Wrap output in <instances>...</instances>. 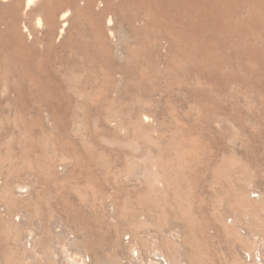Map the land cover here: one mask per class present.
Instances as JSON below:
<instances>
[{"label":"rangeland","instance_id":"1","mask_svg":"<svg viewBox=\"0 0 264 264\" xmlns=\"http://www.w3.org/2000/svg\"><path fill=\"white\" fill-rule=\"evenodd\" d=\"M24 1H21V7L15 14L20 31L23 26L31 31L33 38L27 39L25 34L24 41L30 44L38 39L46 45L35 44L36 56L29 55L25 49L21 51L22 56L31 58L29 70L7 72L6 65L0 61V99L3 94L12 98L15 92H19L22 97L33 100L28 108L20 104L13 103V107L0 103L5 112L0 114V132H3L0 133V182L8 176L20 179L32 172L47 176L50 184L39 187L37 193L40 204L37 210H40L31 209L32 215L37 213V216L33 215L34 219L40 220V214L48 215L50 203L56 204L55 208L62 213L70 197L79 204L78 208H84L82 212L87 217L91 216L90 219L96 214L101 216L99 220L109 223L108 228L115 226L119 217L123 223L129 220L118 227L125 230L124 226H127L125 231L128 233L133 230L132 210L140 206V196H145L149 199L151 215L156 218L161 216L165 229L173 225L181 229V235L187 240V258L184 256L187 262L205 264L214 259L224 264L222 253H226L227 245L224 244L220 209H227L230 215L239 211V219L244 220V212L250 215V209L261 210L256 200L259 194L264 193V69L254 60L257 50L264 53L263 42L258 43L257 35L252 32L236 30L233 38L240 39L241 43L226 45L229 32L226 17L223 16L222 60L210 72L199 75L196 71L175 65L178 60L176 48L170 45L168 39H162L160 46L153 48L152 43L160 37V30L130 31L119 13L115 15L111 9L110 12H102L106 0H94V9L99 7L93 17L97 27L95 38H88L91 34L85 33L81 42L89 46V54L110 60L109 68L118 66L115 68L118 69L120 66L122 73H130L129 77H109V69L99 61H91L79 53L76 55V50L70 52L66 46L62 47L63 39L74 37L78 31L72 21L62 38L58 37L61 25L51 19L55 11V18L59 16L57 4L52 9L47 4L48 0H40L34 11L27 10L23 16ZM107 1L114 4L117 0ZM9 2L11 0H0V7ZM108 15L113 17L116 32L122 28L132 37L130 43L113 44L105 29ZM38 18L42 19L39 29L35 28ZM262 34L261 39L264 30ZM232 50L239 53L246 51L252 57L250 60H232ZM150 52L158 54V61L153 62L149 58ZM117 53L119 58H116ZM191 61L195 64L199 60L193 57ZM36 64L41 67L38 74L33 75L30 71ZM156 69H169L171 75L166 77ZM112 82L119 89L115 94L117 97L107 91ZM34 98H37L36 101L38 98L48 99L54 106L57 105V110H48L55 116L54 122L44 121L43 126L35 121L38 119L35 108L37 110L39 105ZM114 98L117 100L113 102ZM141 114L149 119L146 130L132 123L136 115L141 117ZM215 118L217 122H211ZM143 162L155 164L158 167L154 170L159 169L169 175L170 185L167 182L169 187L165 194L157 189L155 192L147 191L143 196L139 193L140 183L136 179L128 183L122 180L126 173L128 176V172L140 171ZM198 181L200 187H197ZM122 187L124 191L125 188L129 190L130 197L118 193ZM251 188L256 193L250 194V200L239 199L237 190L247 192ZM32 210H36L35 213ZM125 210H130V213ZM104 222L103 227L107 229ZM0 225V263L20 264V252L7 257L5 248L10 245L9 235L3 224ZM211 226L215 229L219 227V234L215 237L208 235L207 229ZM115 227L111 229L118 233ZM150 228L156 232L152 225ZM256 233L257 239L262 236L258 231ZM116 239L105 242L107 248H121L120 238ZM246 242L242 243L245 247L256 243L255 240Z\"/></svg>","mask_w":264,"mask_h":264},{"label":"bare ground","instance_id":"2","mask_svg":"<svg viewBox=\"0 0 264 264\" xmlns=\"http://www.w3.org/2000/svg\"><path fill=\"white\" fill-rule=\"evenodd\" d=\"M6 1L7 0H1V2ZM21 1L22 0H11V2L6 3V5L4 4L0 7V13H4V11L6 10V13L0 14V61H2L6 65L5 68L7 72L23 71V69L25 68H27L26 70H29L32 66V63H30L31 58L22 56L20 54L21 51L25 49L26 51H28L29 55L36 56L37 52L34 48L35 44L37 43L42 47L46 45L44 42L38 39H35V41L30 44L24 41L25 34H27L28 36L27 39H32L33 37H31V31H29L26 26L22 27V32L20 31L19 22L15 17L16 12H18L21 7ZM111 2L112 1L106 0L102 12H110L111 9V11H113L112 13H115V15L119 13L128 30L130 31L142 32L143 30L151 28L160 30L161 35L152 43V46H154L153 48L159 47V42H161L162 39H168L167 41L170 42V45L173 48H176L175 55L178 60L177 62H175V65H180V67L182 68L186 67L189 71H196L197 73H199V75L205 72H210L219 65V60H222L221 53L224 49V42L221 37V22L223 16L226 17V24L229 32L227 42L225 43L226 45L232 46L233 44L241 43L240 39L235 37L233 38L235 31L238 30L244 33L252 32L254 36L257 35L256 40L258 41V43L259 41H262L264 46V37L261 39V37L263 36L262 31L264 30V0H117L114 4H112ZM39 4L40 0H25L22 6L23 16L27 10L34 11V8ZM47 4L52 9H55L57 4V9L60 10L57 19L55 18L57 17V14L55 13L56 11L51 18L52 21L56 22L57 20V22L61 25V28L57 26L60 28L58 31L59 38H62V35L66 32V28L68 27L69 23L71 24L72 21L75 23V26L77 28L78 32L75 33L76 35L74 37H67L63 39L62 47L66 46L68 50H70V52L76 50V55H78L79 53V55L81 54L82 56H86L88 59L90 58L91 61L92 59L97 60V63L99 61L109 69V77H116V75H118L119 77H129L128 75L130 73H122L120 66L118 68L119 70L115 69L118 66H116L115 68H109V57L107 58L109 61H107L98 58L97 54H89V46L81 42V38L85 33H89V35L91 34V36L88 38H95L94 33L97 27L95 28L93 23V17L95 16L94 12L96 9V7L94 9V0H48ZM97 9L99 10V7ZM41 25L42 19L38 18L35 28L39 29ZM113 27V17L108 15L106 19L105 29H107L108 36H110V38L112 39L113 44L118 45L119 42H121L122 45L130 43L132 37L128 36L122 28L118 29L119 31L116 32V29L114 30ZM95 43V45H97V42ZM99 44L102 45V43ZM173 52H175V50ZM96 53L99 52H97L96 50ZM118 53L116 55V58H119L117 57ZM87 54H89V56H87ZM157 55L152 52L148 53L149 58L153 62L157 60ZM250 56L246 51H241V53H239L237 50H232L230 59L233 60L235 58H241L242 60H250ZM193 57H195V60H199L196 63L194 62L195 64H192L191 61ZM254 60L257 62L256 64L263 66L264 69V53L261 50L256 51ZM95 62H92L91 64H95ZM85 64H87V62ZM40 67L39 64H36L32 67V70L30 72H32L33 75H36L38 74V68ZM156 70V72L158 73L161 72L163 74H166V77H169L171 75L169 69H166L165 71H160L159 69ZM118 90L119 89L117 88L115 83L112 82L107 91H109L110 94L115 95L118 94ZM29 94L31 95V93ZM28 98L29 97L25 96L22 97V94L19 92H15L12 98L7 94H3L2 98L0 99V103H6V105L9 106L20 104L21 106L28 108L30 107L31 103H33V100L31 101L30 98ZM52 98H54V96ZM36 100L37 98H34V102L38 103L39 106L37 107V110L35 108V111L38 114V119H36L35 121H39V123L43 126L44 121H46V123L54 122L53 118H55V116L52 115V113L48 110L50 108L54 109V111L57 110V105L54 106L53 103H50L48 99L46 101L39 98L38 101ZM114 100L117 99L114 98L113 102ZM3 109L0 108V114L5 113ZM56 112L53 113L56 115ZM41 113L43 114L42 117L40 116ZM148 121V117L145 114H141V117L140 115H136L132 123L135 124L134 126L146 130V124L148 123ZM211 122H217L216 118L212 119ZM154 167L157 168L158 166L145 162L142 165L140 171L138 169L130 173L127 171L128 176L126 173V175H124L125 178H123L122 180L128 183L129 181H135L136 179L137 182L140 183L139 193L143 196L145 193H147V191L155 192V190L157 189L159 190V192L165 194L167 188L169 187L168 185H170V177L165 171L163 172L159 169L154 170L156 169ZM48 178L49 177L43 175L38 176L34 172H32L31 174L28 173L26 177L20 179H13L8 176L0 182V224H3V226L6 228L5 232L7 231L6 234L8 233L9 235V238H7V236L6 238L10 242V245H7L5 248L7 257L13 253L20 252V264L191 263L185 260L187 252V240H185L184 236L181 235V229L179 230L176 225H173V227L169 229H165L163 222L164 220L161 219V216H157L156 218L151 215V209L147 202L148 198L146 199L145 196L143 198L142 196H140L138 201V203L140 204L139 207H136L133 210L131 209L132 213L130 216L134 219V222L132 224L133 228L131 227V229L133 230L131 231V233L125 231L127 229L125 227L127 226H124L125 230L118 229V227L123 226V222L119 220L120 217L115 222L116 227L113 226L118 229V233L114 232V230L112 231V225L111 228L109 227L111 229L110 230L107 227L109 223H105L102 219L107 227V229H104V224H102L103 222L99 220L101 216L99 217V215L96 214V216L94 215L95 217L90 219L89 217L91 216L87 217L88 215L86 216L82 212L84 208L82 210L78 208L77 205L79 204L75 202L76 200H73L70 197L66 201L62 213L59 212L60 210H57L55 208L56 204L50 203L48 206L49 209H47L49 211L47 213L48 215L45 214L46 216H43L40 214L41 217L38 215L41 221L38 219H34L33 215L36 214L35 216H37V213H35V211L38 209L37 207L40 206L37 194L39 187L48 186L50 184ZM167 182L169 183L168 185ZM36 184H38V187L36 186ZM56 184L57 183H55V185ZM197 187H200L199 181L197 182ZM199 192L202 193V190H200ZM237 192L239 199L246 201L250 200L251 193H256L252 190V188L247 192L245 190H237ZM118 193H123L126 198L127 196L130 197V192L129 190H126V188L125 191L123 187L118 189ZM254 200L251 201H253L254 203ZM256 201L260 204L261 210L251 211L250 209V212H254V214L252 215V219L250 218V215L252 213L248 215L249 212H244L242 216L245 219L240 220L239 211H234V215H230L227 209H220L222 219L221 228L225 237L224 244L227 245L226 253H222L224 264H264V193L259 194V199H257ZM80 205L82 204L80 203ZM31 209H36L35 211L32 210L35 214L32 215ZM128 221L129 220H127L123 224L125 225V223H127ZM130 224H128L129 228ZM214 224L216 225V223ZM150 225L154 227V230L156 229V232H153L151 230ZM218 230L219 227L218 229H215V227L211 226V228L208 227L207 232L209 233L208 235L211 234V237H215V234H219L217 233L219 232ZM257 231L262 234L261 237L259 236L260 239L256 238ZM116 238H120L123 250H121L122 247L120 248L119 246L113 249L111 246L109 247V244V248H107L105 242L110 243L113 239L115 240ZM245 239L251 241L255 240L256 243L254 245L252 244V246L250 247H247V244L245 247L242 245V243L244 244V241L245 243H247ZM108 251L110 252L108 253ZM115 252L121 254H116ZM205 264L220 263L215 261L214 259H211L208 260V262H206Z\"/></svg>","mask_w":264,"mask_h":264}]
</instances>
